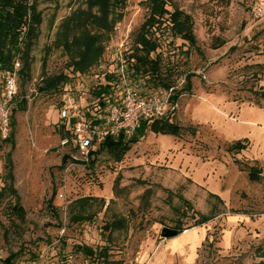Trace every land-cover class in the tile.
Instances as JSON below:
<instances>
[{"label": "rangeland", "instance_id": "obj_1", "mask_svg": "<svg viewBox=\"0 0 264 264\" xmlns=\"http://www.w3.org/2000/svg\"><path fill=\"white\" fill-rule=\"evenodd\" d=\"M36 1L42 21L26 77L15 60L12 143L0 132V264H264V17L249 14L256 0H159L189 17L195 40L173 29L170 15L155 22L159 78L139 80L147 96L174 89L178 106L163 119L182 132L147 130L121 163L101 151L87 165L71 142L62 145L71 124L61 112L72 122L105 117L121 98L120 60L132 79L153 0H128L107 33L94 26L87 0ZM87 30L104 52L80 73L76 38ZM9 75L0 72V98ZM60 75L67 82L59 89L40 91ZM110 80L103 107L95 94ZM10 173L24 219L13 211ZM164 227L183 233L165 240Z\"/></svg>", "mask_w": 264, "mask_h": 264}, {"label": "trees", "instance_id": "obj_2", "mask_svg": "<svg viewBox=\"0 0 264 264\" xmlns=\"http://www.w3.org/2000/svg\"><path fill=\"white\" fill-rule=\"evenodd\" d=\"M128 0H87L89 17L92 18L94 26L103 32H112L115 25L123 19V13H119L117 9L123 8ZM170 15V21L173 29L176 28L184 38L192 42L194 37L191 33L189 26V17L182 12H175L170 14L159 0L152 1V9L150 18L142 26L140 33L135 40L133 55L131 57L135 62L134 77L145 78L150 73L158 77L160 72V59L156 57L151 58V55L156 53L157 45L150 39V29L154 26L155 22L161 21L165 16ZM42 15L38 10L36 0H0V72L12 74L14 72L15 60L17 57L23 61V69L21 76L24 78L29 71L30 54L35 47V42L40 35ZM99 36L91 35L87 30L76 38L77 45L81 48L79 52V59L72 63L74 70L80 73H86L102 56L104 50L98 45ZM74 43V41L72 42ZM151 75V74H150ZM159 78V77H158ZM111 81H108L104 87H101L95 96L99 100V105L106 106L105 101L102 99L103 95H112ZM67 82V77L60 75L57 77L47 78L43 81V86L40 91L49 93L55 91ZM167 88V87H165ZM177 94L173 95V102L177 99ZM108 100V99H107ZM15 124L14 111L11 114L10 132H12ZM150 131L156 135H171L180 136L182 129L171 123L165 121L163 118L153 121L152 123H143L141 128L131 139L119 138H106L103 140L98 151H93L90 157V163L94 164L93 159L95 154L105 151L110 158L116 162L121 163L124 160L126 153L136 145L139 140L145 135L144 132ZM5 140L12 143L8 138ZM65 157L62 165L66 163ZM12 168V167H11ZM10 168V170H11ZM11 172V171H10ZM260 175L252 170L249 174L251 181H259ZM10 190L14 193L17 203L13 207V211L21 219L26 216L25 210L19 204V196L13 187L14 178L10 173ZM53 197L51 198V202ZM177 230L183 233L181 227ZM5 264H13L12 258L6 260Z\"/></svg>", "mask_w": 264, "mask_h": 264}, {"label": "built area", "instance_id": "obj_3", "mask_svg": "<svg viewBox=\"0 0 264 264\" xmlns=\"http://www.w3.org/2000/svg\"><path fill=\"white\" fill-rule=\"evenodd\" d=\"M249 14L254 19H262L264 0L254 1L250 6ZM120 62L119 84L118 86L115 84L114 88L120 89L121 98L109 105L105 117L96 114L91 119L82 118L72 122L67 108L61 112L62 123L66 126L71 124V138L64 140L62 145L65 146L71 142L80 153L81 161L86 165L89 164L91 153L106 138L131 139L143 123H152L161 119L178 106V103L172 100L173 88L163 99L147 96L143 91L146 82L137 77L131 79L127 73V65L123 63V60ZM16 66L20 67V64L17 63ZM17 81L16 71L5 77L4 96L0 98V132L4 138L10 132L12 105L17 95Z\"/></svg>", "mask_w": 264, "mask_h": 264}, {"label": "water", "instance_id": "obj_4", "mask_svg": "<svg viewBox=\"0 0 264 264\" xmlns=\"http://www.w3.org/2000/svg\"><path fill=\"white\" fill-rule=\"evenodd\" d=\"M181 234V232L177 229L169 228V227H164L161 232V236L163 239L168 240V239H173L178 237Z\"/></svg>", "mask_w": 264, "mask_h": 264}]
</instances>
